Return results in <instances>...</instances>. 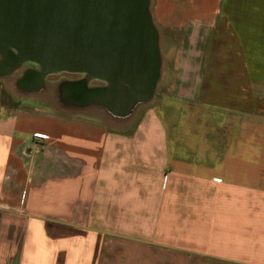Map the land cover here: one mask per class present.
<instances>
[{
	"label": "crops",
	"instance_id": "obj_1",
	"mask_svg": "<svg viewBox=\"0 0 264 264\" xmlns=\"http://www.w3.org/2000/svg\"><path fill=\"white\" fill-rule=\"evenodd\" d=\"M149 2L185 38L131 129L0 104V264H264V0ZM204 88L206 130L177 109Z\"/></svg>",
	"mask_w": 264,
	"mask_h": 264
},
{
	"label": "water",
	"instance_id": "obj_2",
	"mask_svg": "<svg viewBox=\"0 0 264 264\" xmlns=\"http://www.w3.org/2000/svg\"><path fill=\"white\" fill-rule=\"evenodd\" d=\"M149 4L0 0V71L6 75L26 62L35 64L37 69L18 81L28 91L41 89L51 73L85 74L104 85L84 89L79 105H101L114 116H126L151 100L160 80L158 32Z\"/></svg>",
	"mask_w": 264,
	"mask_h": 264
},
{
	"label": "rangeland",
	"instance_id": "obj_3",
	"mask_svg": "<svg viewBox=\"0 0 264 264\" xmlns=\"http://www.w3.org/2000/svg\"><path fill=\"white\" fill-rule=\"evenodd\" d=\"M155 27L158 32L161 75L162 73L165 74H163V78L160 75V80L153 94V98L147 102L137 104L126 116H114L101 105L92 104L78 106L74 103H66L63 101L61 88L66 86L65 83L77 82L81 76L76 73L56 72L45 75L43 78V85L38 91H28L23 87H20L18 81L23 77L26 71L28 69H35L30 68L31 65L27 62L6 75L0 71V104L21 106V104L35 103L39 104L41 108H48L60 116L67 114H80L89 118L102 120L109 128L113 127L123 130L131 129L145 108L151 105L152 99H154L155 96L159 97L160 94L162 95L166 92L165 86L162 83L172 80V71L181 47L184 44L185 33L183 30L157 27L156 25ZM212 44L213 49H209L204 62L205 73L203 74L202 80L205 84L208 82H222L224 78V75L222 74V70L225 68L224 65H229L231 64V61L233 62V59L228 57L232 47L228 41H225L222 32L215 36V40ZM212 67L214 72H209V69ZM96 84L97 82L94 79H89L87 87L93 88ZM207 92L208 91L205 88L202 90L203 95L201 96L199 103L193 101L187 103L185 106H178L177 109L180 108V113L188 119V122L185 123L187 126L193 125L195 127L196 125H201V129H207L208 122L206 120H204V122H198V118L204 117L205 119V117L212 111L207 107ZM156 100L157 98H155V101ZM175 108V106H172L171 110L173 111ZM185 130L186 132H190L187 129Z\"/></svg>",
	"mask_w": 264,
	"mask_h": 264
},
{
	"label": "flooded vegetation",
	"instance_id": "obj_4",
	"mask_svg": "<svg viewBox=\"0 0 264 264\" xmlns=\"http://www.w3.org/2000/svg\"><path fill=\"white\" fill-rule=\"evenodd\" d=\"M27 63L31 65L30 68H35V69L37 68V66L35 64L30 63V62H27ZM29 70H31V69H28L27 71H29ZM27 71H26V73H27ZM76 74H79L81 76L77 82L65 83L66 86L64 88H61L62 94H63L62 100L65 101L66 103H76L78 106H80L79 103H82V101H84L81 99V95L83 93V90L86 88H89V87H87V82H88L89 78H87L85 74H81V73H76ZM28 75L29 76L31 75V76L27 77ZM28 75L26 76L27 77L26 80L32 81L33 75L32 74H28ZM82 76H84V77H82ZM95 81L97 82L95 87H100V86L104 85V83L99 81V80H95ZM68 86L70 88H68Z\"/></svg>",
	"mask_w": 264,
	"mask_h": 264
},
{
	"label": "built area",
	"instance_id": "obj_5",
	"mask_svg": "<svg viewBox=\"0 0 264 264\" xmlns=\"http://www.w3.org/2000/svg\"><path fill=\"white\" fill-rule=\"evenodd\" d=\"M34 138L35 139H38V140H42L44 141L47 137L45 134L43 133H34Z\"/></svg>",
	"mask_w": 264,
	"mask_h": 264
}]
</instances>
